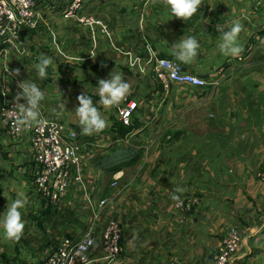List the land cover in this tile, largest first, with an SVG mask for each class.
<instances>
[{
	"label": "crops",
	"instance_id": "crops-1",
	"mask_svg": "<svg viewBox=\"0 0 264 264\" xmlns=\"http://www.w3.org/2000/svg\"><path fill=\"white\" fill-rule=\"evenodd\" d=\"M37 8L33 27L9 26L0 36V216L19 193L26 198L21 239L7 240L0 228V264H42L63 237L82 232L91 215L84 192L68 193L64 207L41 208L31 186L30 145L6 134L3 106L15 103L19 82L35 83L45 94L40 109L64 104L65 119L81 130L70 113L74 81L84 78L86 85L88 72L107 79L113 70L132 84L116 115L102 116L107 130L94 133L107 146L85 162L88 174L101 172L89 194L109 199L85 264H214L233 225L243 234L235 264H264V0H203L186 22L151 0H37ZM237 19L243 51L225 56L216 26ZM183 36L200 43L195 60L181 64L211 82L203 90L156 74L158 58L177 60L173 44ZM41 54L53 59L44 80L36 68ZM131 99L139 107L123 123L118 108ZM7 157L13 179L5 177ZM117 172L122 176L111 188ZM177 187L186 191L174 201ZM111 217L122 226V251L114 257L102 244Z\"/></svg>",
	"mask_w": 264,
	"mask_h": 264
},
{
	"label": "built area",
	"instance_id": "built-area-1",
	"mask_svg": "<svg viewBox=\"0 0 264 264\" xmlns=\"http://www.w3.org/2000/svg\"><path fill=\"white\" fill-rule=\"evenodd\" d=\"M34 7L35 0H0V36L3 39L7 36L9 26L33 27ZM156 69L157 76L168 83L194 88L196 91L211 85L207 78L187 70L181 62L173 58H158ZM14 104L5 103L1 110L2 121L10 138L27 140L30 145L35 162L31 173V186L41 208L64 207L68 204V193L84 192L81 199L87 202L91 212L87 227L75 237H63L59 246L45 257L42 264H85L88 255L96 246L95 227L109 206L108 198L94 200L89 194V190L93 189L90 186L101 181V172L88 174L85 162L97 149L104 148L107 144L103 139H94L97 137L95 134L82 135L81 130L71 125L65 119L64 104L57 109L41 108L39 122H34L30 128L17 132L14 122L19 116V109L18 105ZM138 107L137 100H127L124 106L118 108V120L129 123L137 113ZM105 130L107 127L101 132ZM121 176L122 172L113 175L111 188L118 186ZM121 239L120 220L115 217L109 218L102 232L104 250L113 257L119 255L122 251ZM242 243L243 234L239 227L235 225L229 227L219 244L214 264H235L234 259ZM133 264L143 263L136 261Z\"/></svg>",
	"mask_w": 264,
	"mask_h": 264
},
{
	"label": "clouds",
	"instance_id": "clouds-1",
	"mask_svg": "<svg viewBox=\"0 0 264 264\" xmlns=\"http://www.w3.org/2000/svg\"><path fill=\"white\" fill-rule=\"evenodd\" d=\"M151 2L154 5H163L172 16L185 22L196 15L203 5V0H151ZM216 30L220 33L219 51L225 56H240L243 51L238 39L243 31L240 20H234L229 25L218 24ZM199 48L200 43L195 36L186 38L183 36L173 44V55L180 62L188 64L195 60ZM92 57L95 58V56ZM38 60L39 63L36 65L38 76L41 80L47 79V69L53 64V59L41 54ZM14 74L19 75L20 69H15ZM98 85L99 103L105 108L118 106L130 92V84L124 80L121 73L115 70L109 74V78L100 79ZM17 86L22 91L18 92L14 98V105H18L19 109V116L14 122V127L17 132H21L30 128L34 122H39L41 117L40 104L45 99V94L37 84L25 80L19 82ZM21 100L26 101V103H20ZM77 100L79 106L75 109V113L78 117L81 134L92 135L103 131L108 126L107 121L102 117L93 100L85 93L79 95ZM185 191V188L177 187L171 199L179 201L181 199L179 194ZM25 205L26 198H24L23 193H19L18 198L7 205L6 211L0 216V228H2L7 240L18 242L21 239L25 229L21 210Z\"/></svg>",
	"mask_w": 264,
	"mask_h": 264
},
{
	"label": "rangeland",
	"instance_id": "rangeland-1",
	"mask_svg": "<svg viewBox=\"0 0 264 264\" xmlns=\"http://www.w3.org/2000/svg\"><path fill=\"white\" fill-rule=\"evenodd\" d=\"M38 8H37V0H35V7H34V12H35V17H34V22L36 23V20H37V10ZM80 70V69H79ZM81 71V70H80ZM86 71H88V70H85V72ZM90 73H93V72H88L87 73V79L85 80V82H86V85H84L83 83H84V78L83 79H81L80 81L78 80V79H76L75 81H74V89H71L72 91H71V93H70V95H71V97L74 99V101H71V104H73V103H75V105H74V110L72 111H70V113H71V117L74 119V121L75 122H77V115H76V113H75V109L77 108V97L79 96V95H81L82 93H85L87 96H89L92 100H93V103L96 105V106H98L99 104V96H98V94H97V89H98V86L99 85H97L96 87H93V83L95 82V81H99L100 79H104V78H102V77H100V76H98V74L96 73V74H93V76H91L92 78H90L89 77V74ZM128 83H131V82H128ZM80 84H83V85H81L80 86ZM132 84V83H131ZM89 87H91V91H89ZM96 94V95H95ZM79 104V103H78ZM98 104V105H97ZM66 105V104H65ZM115 107V108H114ZM114 107H111V108H105V107H99L98 109H99V111L101 112V115L103 116V115H105L106 113H108V114H110V115H116V113H117V110H116V106H114ZM75 117V118H74ZM3 127H1V125H0V132H3ZM141 144V141L139 142V147H138V149L140 148V145ZM154 144V143H153ZM154 145H156V144H154ZM25 154H28V152L25 150ZM24 154V155H25ZM8 158V157H7ZM8 163L6 164V175H5V177H7V178H14L15 176H16V173H15V175H14V173L12 172V170H13V163H12V160L11 159H9L8 158ZM11 190H12V187H10V191H9V195L12 193L11 192Z\"/></svg>",
	"mask_w": 264,
	"mask_h": 264
}]
</instances>
